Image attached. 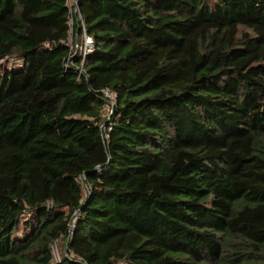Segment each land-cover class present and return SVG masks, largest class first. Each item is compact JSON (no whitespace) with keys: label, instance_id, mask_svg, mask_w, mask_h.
<instances>
[{"label":"trees","instance_id":"16d2710c","mask_svg":"<svg viewBox=\"0 0 264 264\" xmlns=\"http://www.w3.org/2000/svg\"><path fill=\"white\" fill-rule=\"evenodd\" d=\"M69 1L0 0V264H264V0Z\"/></svg>","mask_w":264,"mask_h":264},{"label":"built area","instance_id":"2783aa9c","mask_svg":"<svg viewBox=\"0 0 264 264\" xmlns=\"http://www.w3.org/2000/svg\"><path fill=\"white\" fill-rule=\"evenodd\" d=\"M73 1L75 3V5L73 7L77 6V3H78L77 0H73ZM73 14H76L79 16L77 7L73 10ZM72 18L73 17H71V20H70L71 26L73 24ZM83 31L84 32H83L82 36L80 38L78 37L75 42H72V39H71V51H72L73 56L70 58H72V59L74 58V56H79L80 58H82L84 60L87 55L92 54L94 52V41H93V39L86 34L84 26H83ZM73 43H75L74 46H72ZM68 63H71V59L68 61ZM104 95H105V98L109 101V103L111 105L113 102L116 101L114 95H112L111 93L105 92ZM76 221H77V218H75L74 221L72 222V225L70 227L71 232L73 231V229L75 227ZM53 255L55 257L54 253H53ZM54 262L60 263L61 259L56 260L54 258Z\"/></svg>","mask_w":264,"mask_h":264},{"label":"rangeland","instance_id":"374dc122","mask_svg":"<svg viewBox=\"0 0 264 264\" xmlns=\"http://www.w3.org/2000/svg\"><path fill=\"white\" fill-rule=\"evenodd\" d=\"M75 5L74 1L73 0H70L69 1V6L70 8L73 10V6ZM76 41V40H75ZM75 43L72 44V46H74ZM79 55V54H78ZM23 65V61L21 58H8V59H1L0 60V78L4 77L6 73L14 70V69H17V68H20L22 67ZM116 103L113 102L112 105L110 106V108L112 107L113 108V105ZM107 113H110V110H107ZM32 217H27L28 220H30ZM26 226L25 225H21L20 228L18 229L17 233L15 236L17 237H22L24 236L29 230L28 229H25ZM53 253L55 254V259L56 260H60L62 258V253H61V248L59 246V244L57 245H54L53 247Z\"/></svg>","mask_w":264,"mask_h":264}]
</instances>
